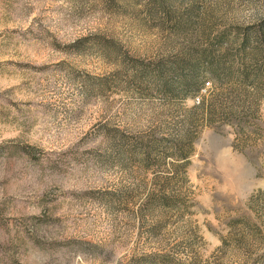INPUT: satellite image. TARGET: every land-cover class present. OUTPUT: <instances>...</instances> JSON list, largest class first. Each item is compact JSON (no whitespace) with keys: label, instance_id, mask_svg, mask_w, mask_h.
Wrapping results in <instances>:
<instances>
[{"label":"rangeland","instance_id":"rangeland-1","mask_svg":"<svg viewBox=\"0 0 264 264\" xmlns=\"http://www.w3.org/2000/svg\"><path fill=\"white\" fill-rule=\"evenodd\" d=\"M0 264H264V0H0Z\"/></svg>","mask_w":264,"mask_h":264}]
</instances>
